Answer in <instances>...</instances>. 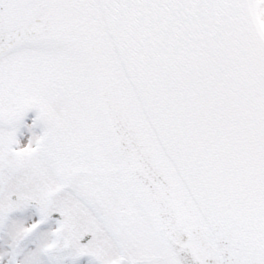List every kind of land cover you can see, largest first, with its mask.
I'll list each match as a JSON object with an SVG mask.
<instances>
[{
	"label": "snow or ice",
	"instance_id": "1",
	"mask_svg": "<svg viewBox=\"0 0 264 264\" xmlns=\"http://www.w3.org/2000/svg\"><path fill=\"white\" fill-rule=\"evenodd\" d=\"M0 264H264V0H0Z\"/></svg>",
	"mask_w": 264,
	"mask_h": 264
}]
</instances>
